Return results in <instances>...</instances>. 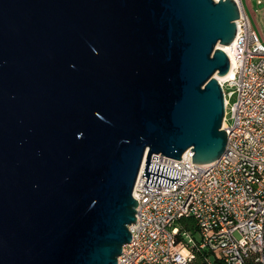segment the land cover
Instances as JSON below:
<instances>
[{"label": "water", "instance_id": "95a60500", "mask_svg": "<svg viewBox=\"0 0 264 264\" xmlns=\"http://www.w3.org/2000/svg\"><path fill=\"white\" fill-rule=\"evenodd\" d=\"M235 0H0V264H117L140 167L225 149Z\"/></svg>", "mask_w": 264, "mask_h": 264}, {"label": "built area", "instance_id": "2783aa9c", "mask_svg": "<svg viewBox=\"0 0 264 264\" xmlns=\"http://www.w3.org/2000/svg\"><path fill=\"white\" fill-rule=\"evenodd\" d=\"M235 1L239 17L232 55L225 51L232 74L220 81L225 149L207 163L192 161L190 149L179 159L152 154L150 161L181 170L169 186L146 183L143 161L132 191L138 204L128 225L131 240L117 264H192L204 250L210 252L208 264L214 258L264 264V39L243 0ZM261 2L247 0L251 9ZM183 217L193 218L195 227L180 224Z\"/></svg>", "mask_w": 264, "mask_h": 264}, {"label": "rangeland", "instance_id": "374dc122", "mask_svg": "<svg viewBox=\"0 0 264 264\" xmlns=\"http://www.w3.org/2000/svg\"><path fill=\"white\" fill-rule=\"evenodd\" d=\"M255 0H252V2ZM245 9L251 19L252 26L257 30L261 39H264V0L259 4H252V9L249 7L247 0H243ZM236 100V95L233 94L229 98V102L233 103ZM228 122L231 123L232 120L229 118ZM198 237L197 234H195Z\"/></svg>", "mask_w": 264, "mask_h": 264}, {"label": "trees", "instance_id": "16d2710c", "mask_svg": "<svg viewBox=\"0 0 264 264\" xmlns=\"http://www.w3.org/2000/svg\"><path fill=\"white\" fill-rule=\"evenodd\" d=\"M180 224H183L186 228H194L195 227V220L193 218L183 217L179 220ZM210 252L204 250L202 252H198L192 262V264H208L206 258L209 256ZM210 264H226L223 259L214 258ZM243 264H259L254 259H247Z\"/></svg>", "mask_w": 264, "mask_h": 264}, {"label": "bare ground", "instance_id": "6f19581e", "mask_svg": "<svg viewBox=\"0 0 264 264\" xmlns=\"http://www.w3.org/2000/svg\"><path fill=\"white\" fill-rule=\"evenodd\" d=\"M221 46L228 54L232 55L233 42ZM231 74H232V70H229L226 74L216 75V77L218 78L219 81H222L223 79L228 78Z\"/></svg>", "mask_w": 264, "mask_h": 264}]
</instances>
